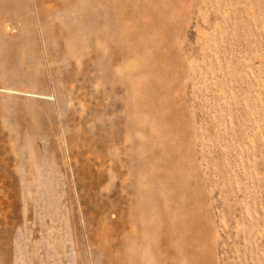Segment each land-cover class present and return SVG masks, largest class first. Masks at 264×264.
Listing matches in <instances>:
<instances>
[{
    "label": "rangeland",
    "instance_id": "374dc122",
    "mask_svg": "<svg viewBox=\"0 0 264 264\" xmlns=\"http://www.w3.org/2000/svg\"><path fill=\"white\" fill-rule=\"evenodd\" d=\"M170 217L264 264V0H0V264H166Z\"/></svg>",
    "mask_w": 264,
    "mask_h": 264
},
{
    "label": "bare ground",
    "instance_id": "6f19581e",
    "mask_svg": "<svg viewBox=\"0 0 264 264\" xmlns=\"http://www.w3.org/2000/svg\"><path fill=\"white\" fill-rule=\"evenodd\" d=\"M162 103H164V102H162ZM165 103L166 104L163 105V109H164V115L163 116H164L165 121L168 124V126L171 129H174L177 126L175 125L176 119L172 114H174L175 111H177V110L174 111V109H173V113H172L171 112L172 111V109H171L172 104L170 103V101H165ZM164 106H166V107H164ZM169 107H170V109L167 110V108H169ZM192 218H193V216L191 215V213H188V217H187L188 224L192 220ZM188 238H191V235H188ZM164 243L166 245L167 252L169 254L168 259L166 261V264H175L174 258L177 255L178 250L175 246V225H174V220L172 219V217H170L168 219V224L166 227V238L164 240Z\"/></svg>",
    "mask_w": 264,
    "mask_h": 264
}]
</instances>
